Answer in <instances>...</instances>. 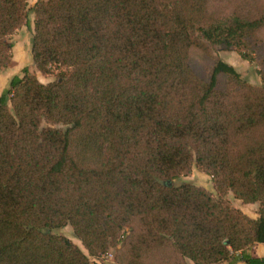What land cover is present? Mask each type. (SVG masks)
<instances>
[{"label":"trees","instance_id":"obj_1","mask_svg":"<svg viewBox=\"0 0 264 264\" xmlns=\"http://www.w3.org/2000/svg\"><path fill=\"white\" fill-rule=\"evenodd\" d=\"M0 95V264H264V0H37ZM27 0H0V69ZM255 59L261 84L214 57ZM197 49L209 78L191 64ZM224 77L222 81L221 78ZM217 195L191 182L193 166ZM170 181V184L168 183ZM260 204L252 217L226 199ZM71 225L84 249L53 228Z\"/></svg>","mask_w":264,"mask_h":264},{"label":"rangeland","instance_id":"obj_2","mask_svg":"<svg viewBox=\"0 0 264 264\" xmlns=\"http://www.w3.org/2000/svg\"><path fill=\"white\" fill-rule=\"evenodd\" d=\"M36 1L37 0H27L28 7L30 8L28 24L22 25L10 37L11 41L14 44L13 62L10 65L11 66L10 69L13 74L15 75L19 74L20 76H23V68L27 67L31 73L36 74L42 82L46 83V82L54 80V78H56L57 75L61 73V71H63L64 69H58L56 67H53L52 72H50L47 75H43L40 71L37 70L36 66L33 63L31 46H32V36H33L35 14L31 8L33 7ZM213 55L214 57H220L226 62L232 64L237 69V71H239L240 74L244 78L249 80L250 82L254 84H261L262 77L260 74V67L255 59L249 60V59H246L244 56H242V54H240L238 51L227 50V49H222V48L215 49L213 52ZM190 60H191L192 66L202 76H204L205 78L210 77L213 63H214L213 58L207 57L206 55H204L201 51L197 49H192ZM2 71L4 70H0V74L3 73ZM0 77L1 79L7 78L6 76H3L2 74L0 75ZM8 80H10V78ZM8 80L6 82H5V79L1 80L0 82L1 91L5 87H7ZM221 80L223 81L224 77H222ZM184 182L194 183L198 186H201L207 189L212 194L217 195L212 176L204 172L197 165L193 166L192 171L188 175L182 176L175 180L176 184H180ZM225 197L226 199L229 200L231 204H233L235 207L242 209L248 215L252 217L258 216V209L260 206L258 202L245 204L240 199H238L233 192L227 193ZM53 232L66 235L67 237L71 238L75 243H77L80 247L84 249V246L80 238H78L74 234L71 225L68 224L62 228H53ZM113 258H114V252L112 251L110 254L103 256L101 259H97V260H100V262L103 264H115V262L113 261Z\"/></svg>","mask_w":264,"mask_h":264},{"label":"crops","instance_id":"obj_3","mask_svg":"<svg viewBox=\"0 0 264 264\" xmlns=\"http://www.w3.org/2000/svg\"><path fill=\"white\" fill-rule=\"evenodd\" d=\"M11 66H9V67H7V68H3V69H0V70H4V71H2L3 73H1L3 76H6L7 78H2V79H5V82L10 78V80H8V82H7V87H8V85H9V83H10V81H11V79L15 76V74H13L12 73V71H11ZM0 74V75H1ZM16 75H19V74H16ZM20 76V75H19ZM0 79H1V77H0ZM1 79V80H2ZM1 80H0V82H1ZM7 87H5V88H7ZM4 88V89H5ZM3 89V90H4ZM2 90V91H3ZM1 90H0V95H1V92H2ZM249 252L252 254V255H254V256H258V257H264V244H262V243H259V244H256L253 248H252V250H249ZM96 262H97V264H103V263H101L100 262V260H95ZM104 261V260H103ZM191 264H193V263H191ZM222 264H245L244 262H242V261H226V262H224V263H222Z\"/></svg>","mask_w":264,"mask_h":264},{"label":"water","instance_id":"obj_4","mask_svg":"<svg viewBox=\"0 0 264 264\" xmlns=\"http://www.w3.org/2000/svg\"><path fill=\"white\" fill-rule=\"evenodd\" d=\"M168 183L170 184V181Z\"/></svg>","mask_w":264,"mask_h":264}]
</instances>
